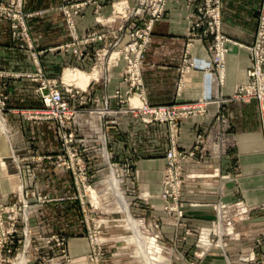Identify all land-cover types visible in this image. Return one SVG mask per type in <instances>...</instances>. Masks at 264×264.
Wrapping results in <instances>:
<instances>
[{
	"label": "crops",
	"instance_id": "0c3cea01",
	"mask_svg": "<svg viewBox=\"0 0 264 264\" xmlns=\"http://www.w3.org/2000/svg\"><path fill=\"white\" fill-rule=\"evenodd\" d=\"M84 1L86 3L82 4L79 15L75 18L77 31L81 32L85 28L108 27L106 24L101 25L96 22L94 10L96 4H99V10L104 16L110 14L111 0H70V3ZM258 2L259 0H222V32L237 42L251 43L256 29L255 12ZM22 5L24 11L30 13L27 20L29 35L34 47L39 51L38 60L44 73L54 77H60L63 73L65 80L66 75L74 73L66 70L68 69L66 67H75L77 68L75 70L85 72L95 70L98 72V77H91L85 84L87 86L85 105L90 107L105 105L121 109L113 114L83 112L73 119L72 124L78 131V136H81L79 140L83 142L86 150L97 156L96 148L100 149L101 142L98 139V147L94 146L92 141L95 139L91 136L93 134L101 138V134L108 133L114 137L109 141L117 157L126 161H131L133 156L136 157L138 189L145 193H157L160 189L163 154L167 145V123L143 122L139 116H134L127 109L126 103H119L113 96V90L118 86L120 72L124 68L123 61L111 66L110 73L107 75L106 72L107 76L101 78L102 71L99 74V69H92L95 64L93 51L98 47V42L85 46L82 59H77L70 49L60 47L71 39L62 9L64 0H23ZM66 7H69V4ZM192 10L194 7L187 5L185 0H169L162 17L153 25L151 39L146 45L141 64L142 88L150 104H175L178 107H195L201 104L206 81L203 71L193 68L182 76L180 72L183 52L188 42V17ZM136 17L140 18L139 12ZM136 17L127 21V26L137 23ZM110 25L119 27L121 21L116 18L110 22ZM17 43L10 34L9 23L0 19V69L12 73L33 70L34 65L28 52L20 48ZM206 44L207 41L195 39L188 45L189 54L197 58L206 57L209 53ZM106 63L104 58L102 64L106 65ZM248 64L247 50L235 43H228L223 84H218L217 79L214 78L211 85V100L207 103L205 111L194 110L178 120L180 124L178 141L182 145L190 144L196 132L205 130L210 124H221V114L226 116L227 124H231L235 147L230 149L221 160H210V165L218 166L223 171L237 166V181L227 180L223 198L233 200L236 197L234 191L239 190L252 209L250 217L239 226L243 238L230 243L228 251L231 258L239 251H246L248 242L254 236L261 233L264 236L263 215L257 208V205L264 200V139L257 103L255 99L243 101L230 96L235 84L245 80ZM82 75L86 80L87 73ZM4 80L7 82V87L4 89L7 100L5 108L0 113V120L3 123L0 124V194L10 196L15 187L26 189L34 185L50 196L62 195L64 187L67 188L69 182L68 175L63 170H53L48 159L40 160L41 165L36 168L34 178L29 174L31 165L28 164V155L49 154L58 148L52 122L27 118L30 110L40 108L42 105L34 90L35 82L21 75H11ZM72 80L65 81L77 84L74 78ZM64 95L66 96L65 93ZM71 101L77 102L75 99ZM108 124H117V127ZM130 130L132 137L137 135L135 146H131L132 149H128L130 142L124 134ZM110 132L117 134L113 136ZM59 182L64 187L59 186ZM204 188L200 180L185 182L184 199L203 202L208 194L213 196V192L207 193ZM187 189H191V192ZM61 203L68 204L69 201L49 202L45 208H53ZM185 209V217L182 218L184 223L180 224L177 231L173 221L167 216H162L165 237L175 236L185 226L183 224L187 220L192 219L199 224L213 217L211 210L204 205L188 206L186 203ZM48 217L49 222L55 221L56 216ZM67 225L72 226V224ZM237 242H241L242 246ZM69 250L73 256L83 254L86 250L85 241L72 240L69 242ZM257 252L264 254V244L258 247ZM214 256L215 254H211L210 258L218 259L219 255ZM73 264H85V261L75 260ZM210 264L220 263L212 261Z\"/></svg>",
	"mask_w": 264,
	"mask_h": 264
},
{
	"label": "rangeland",
	"instance_id": "374dc122",
	"mask_svg": "<svg viewBox=\"0 0 264 264\" xmlns=\"http://www.w3.org/2000/svg\"><path fill=\"white\" fill-rule=\"evenodd\" d=\"M112 3L113 0H111V8ZM220 15L222 22V5ZM29 16L26 17L27 29ZM106 17L111 18L109 14ZM126 22L116 34L114 30L117 27L108 28L106 39L108 44L115 39L124 41L127 38V34L133 29V26H129V24L127 26ZM9 28L10 34L13 36L12 28L10 26ZM12 38L22 48L20 45L24 43V40ZM98 43V47L93 51L95 58L96 50L102 46V42ZM238 43L240 42H237V45ZM112 49L114 46L108 45L104 55L106 61L111 53L112 56L114 55L115 51ZM111 66L109 64L99 66V74L102 71L101 78H105L106 72L107 75L110 73ZM0 85L4 91L7 82L4 80ZM220 122L221 124H210L205 130L196 132L193 141L187 145H182L178 141L180 124H175L173 127L166 124L167 145L163 154L164 163L161 168L160 189L157 193H145L138 189L136 157L133 156L131 161L117 157L109 141L114 137L108 133L101 134V138L92 134L91 138L95 139L94 142L92 141L94 146L98 147V139L101 142L100 149L96 148L98 155L95 156L93 152L87 151L83 142L79 140L81 136H78L74 124H68L75 136L72 151L64 145L62 137L59 136L61 135V130L58 129L59 124H51L54 136L58 141V148L49 154L28 155V164L31 165L29 174L34 178L36 168L41 165L40 160L48 159L53 170H63L65 174L67 173L69 178L67 188L59 182L58 185L63 186L65 190L62 195L55 197L44 191L41 192L34 185L26 189L15 187L10 196L0 194L3 207L17 206L16 213L13 218L10 217L9 224L4 226V229L0 227V264H73L75 260L80 259L84 260L85 264H146L150 260L155 261L153 263L157 262L156 264H210L212 261L214 263L218 261L220 264H264V254L257 252L258 247L264 244L262 233L254 236L248 242L247 250L239 251L235 257L231 258L228 251L232 241L243 238L244 235L239 226L250 217L252 209L245 202L239 190L234 191L236 197L233 200L223 198L227 180L237 181V166H233L231 170L223 171L218 166L210 165V160H221L230 149L235 147L231 124H227L226 116L223 114L220 116ZM108 125L117 127V124ZM110 134L115 136L117 133L110 132ZM124 134L130 142L128 149H132L135 146L137 135L132 137L131 130ZM214 145L218 146L215 147L217 151L213 150ZM171 149L177 151L178 156L183 157L180 174L176 179L179 187L177 195L175 192L170 193L172 192L171 186L168 188L169 193L163 195L162 174L168 164L167 153ZM70 153H74V157H71ZM77 157L82 159L83 163L75 161ZM81 166L84 167L85 172V187L76 176L77 172L81 171ZM216 179H218V183ZM195 180H200L205 191L213 192V196L208 194L204 197L203 202L184 199L183 184ZM88 186H92L90 191L86 190ZM187 191L191 192V189H187ZM24 200L26 209H23ZM62 200H68L69 203H61L53 208L49 207V209L45 208L49 202ZM218 202L229 204L231 206L229 214H235V216H230L234 223L233 234L226 232L228 226L226 221L220 223L223 232L216 225L210 229L212 223L217 219L216 205ZM239 202L247 205L246 216L239 217L240 213L237 214L236 209L233 208L237 207ZM263 202L264 200L257 205V208L262 212L264 227V208L261 207ZM186 203L188 206L204 205L208 207L213 213V217L199 224L192 219L187 220L183 224L185 226L175 236L165 237L162 216L170 218L177 231L180 224L184 223L182 218L185 217ZM175 205L179 207V210L174 207ZM167 207L172 208L168 210ZM50 215L56 216L54 218L56 222L53 221L54 219L52 223L48 221ZM224 219L226 220V217ZM67 224H72V226L68 227ZM211 230L213 231L210 232ZM202 231L208 233L207 242L201 240ZM214 231H219V234ZM151 236L156 237L158 242H154L158 248H149L148 239ZM76 238L85 241L86 250L83 254L73 256L69 250V242L77 240ZM237 244L242 246L241 242H237ZM211 254L219 255L218 259L214 256L215 259L212 260ZM251 256L253 259L249 261Z\"/></svg>",
	"mask_w": 264,
	"mask_h": 264
},
{
	"label": "built area",
	"instance_id": "2783aa9c",
	"mask_svg": "<svg viewBox=\"0 0 264 264\" xmlns=\"http://www.w3.org/2000/svg\"><path fill=\"white\" fill-rule=\"evenodd\" d=\"M169 0H113L112 8L109 16H104L99 10V4H96L95 19L101 25L106 24L105 29H88L85 28L81 32L77 31L75 18L79 15L82 4L86 2L70 3V0H64L62 6L65 20L71 35V39L64 42L60 47L68 48L77 59H82L87 45L92 42H102V46L96 50V60L92 69L102 66L104 55L108 45L114 46L115 53L109 56L107 63L109 65H117L120 61L124 62V68L120 72L118 86L113 90V96L117 98L119 103H126L127 109L133 115L139 116L143 122H166L170 126L178 124L181 116L187 115L192 111L204 112L207 103L211 100V85L214 78L217 79L218 84H223L224 70L226 65V53L228 51V43H236L228 38L221 31V5L222 0H185L187 5L193 6L190 17H188L187 35L188 42L183 52V65L180 69L181 76L189 69H201L205 76V84L203 88V96L201 104L193 106L178 107L175 104H150L145 98L143 91V82L141 77V64L147 43L151 39L153 25L158 21L166 8ZM23 0H0V19L6 20L12 28V37L22 38L24 43L21 47L25 48L28 56L34 65V69L28 72H9L0 69V82L3 83L4 77L8 76H25L31 81L37 83L34 90L42 103V106L37 109L30 110L27 117L31 119L47 120L52 124H59L58 129L61 130V135L64 145L72 151V146L75 142V136L68 124H72L73 119L83 112L97 111L102 114H113L121 110L119 108H110L108 106H94L85 105V92L87 86L84 88L72 82H66L63 79V73L60 77L48 76L40 67L38 54L39 51L34 47L28 29L26 26V17L30 15L22 8ZM69 4V7H66ZM117 4L120 8L117 7ZM139 12L140 18L136 17ZM137 18V23L133 25V29L128 32V36L124 41L115 39L113 42L107 43L108 28L111 27L110 22L116 18L120 19L121 25L115 28V34L124 26V23L129 19ZM115 36V35H114ZM195 39L207 41L206 47L209 53L206 57L197 58L189 54L188 45L192 44ZM248 53V67L246 68L245 80L235 85L232 97L243 101H250L255 99L257 109L260 117L261 129L264 135V0H260L256 6V29L254 37L249 44H240ZM121 55V57H120ZM72 70L75 67H66ZM0 83V84H1ZM66 94V96L64 95ZM136 95L140 102L135 105L131 103V97ZM77 100V103L71 100ZM7 94L3 91L0 85V113L5 108ZM214 144V143H213ZM214 145L212 148H214ZM214 151H217L215 148ZM177 151L171 149L168 151V164L163 170L161 184L163 185V195L177 192L179 184L177 182V175L180 174L181 161L183 157L177 155ZM74 154V153H73ZM70 153L71 157H74ZM76 155V154H75ZM78 163H83L79 157L75 158ZM114 170V169H112ZM115 171V170H114ZM82 172V173H81ZM85 184L84 167L81 166V171L76 175ZM85 187V185H84ZM89 188V186H88ZM88 188L86 190L88 191ZM177 195V194H176ZM0 199V227L4 229L10 222V217L16 213L17 206L1 205ZM23 209H26V201ZM179 210V207L174 206ZM264 208V202L261 203ZM169 208V209H168ZM172 207H167L170 210ZM229 204L218 202L216 205L217 219L212 223L219 226L220 223L227 222L226 232L233 234L234 223L230 216H235L231 211ZM236 209L240 216L247 212V205L239 202ZM227 213V214H226ZM246 216V215H245ZM226 217V220L224 219ZM231 230H227V228ZM221 230V228H220ZM211 230L210 232H212ZM223 232V230H221ZM219 234V231H214ZM221 233V232H220ZM249 257V261L252 260Z\"/></svg>",
	"mask_w": 264,
	"mask_h": 264
},
{
	"label": "bare ground",
	"instance_id": "6f19581e",
	"mask_svg": "<svg viewBox=\"0 0 264 264\" xmlns=\"http://www.w3.org/2000/svg\"><path fill=\"white\" fill-rule=\"evenodd\" d=\"M117 7L118 8H120V6L117 4ZM69 69V68H68ZM69 70H71V71H78V72H74L73 74L71 73H69L68 75H66L65 76V80H71V81H73L72 79L74 78V82H76L77 84H79L78 86H80V84H82L83 82H84V75H86V74H84V75H82V73H87L88 74V80L91 78V77H93V76H98V72L97 71H92V72H85V71H81V70H72V69H69ZM68 72V71H67ZM82 72V73H81ZM87 80V81H88ZM87 81H86V83H87ZM85 83V84H86ZM76 84V85H77ZM85 87V85H81V87ZM83 87V88H84ZM140 102V100H139V98L136 96V95H134V96H132L131 97V103H133V104H135V105H137L138 103ZM0 124H3L2 123V120H0ZM215 147H218L217 145L215 146ZM214 147V148H215ZM90 188H92V186L91 187H89L88 189V191H90ZM215 226V225H214ZM227 230H231V228L229 227V228H227ZM204 231H206V230H204ZM204 234V235H203ZM207 234L208 233H204L203 231H202V242H207ZM207 236V237H206ZM139 237V236H138ZM203 237H205V238H203ZM139 239V238H138ZM154 241H157V239H156V237H154V236H151L149 239H148V243H150V247L149 248H152V249H154V248H158L157 247V244L154 242ZM144 242V241H143ZM158 242V241H157ZM151 246H153V247H151ZM148 247V246H147ZM148 251V250H147ZM146 251V252H147ZM155 251V250H154ZM157 251V250H156ZM153 262H155V261H153V260H150L149 261V263H146V264H156V263H153ZM19 264V263H18ZM21 264V263H20Z\"/></svg>",
	"mask_w": 264,
	"mask_h": 264
}]
</instances>
